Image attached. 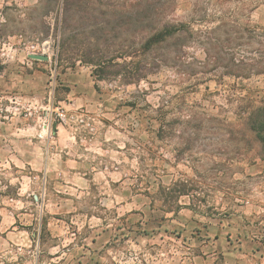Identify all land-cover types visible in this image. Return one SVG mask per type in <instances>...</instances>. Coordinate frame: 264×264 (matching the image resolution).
Listing matches in <instances>:
<instances>
[{"label": "rangeland", "instance_id": "1", "mask_svg": "<svg viewBox=\"0 0 264 264\" xmlns=\"http://www.w3.org/2000/svg\"><path fill=\"white\" fill-rule=\"evenodd\" d=\"M151 18L189 28L127 82ZM83 54L114 57L106 79ZM247 93L264 105V0H0V264H264Z\"/></svg>", "mask_w": 264, "mask_h": 264}, {"label": "trees", "instance_id": "2", "mask_svg": "<svg viewBox=\"0 0 264 264\" xmlns=\"http://www.w3.org/2000/svg\"><path fill=\"white\" fill-rule=\"evenodd\" d=\"M63 4H67V0H63ZM154 11V10H153ZM153 11L151 12V16H154ZM151 28L149 29L147 35L140 40L134 41L135 44L139 45L134 47L128 54L120 53V57L124 56H132L134 58H138L137 62L133 63L134 67L128 69L126 72H123V78L127 82H137L139 81L144 74L143 68L144 63L143 60H148L150 58V54L157 50V48L168 39L172 37H180L183 30H188L184 23L178 24H169L164 23L160 24L157 20L151 18ZM62 39L61 47L64 50L68 49V45L66 43L65 38ZM155 54V53H154ZM63 55V54H62ZM152 55V54H151ZM83 57V58H81ZM80 59L84 62H89L94 66L92 75H94L96 80H104L109 75L108 68L111 66L114 57L108 58L106 56H86L83 54ZM148 63V62H147ZM151 63V62H149ZM120 72L117 71L114 74L118 75ZM246 99L247 114L243 117L242 120V138L246 132L251 131L253 133V139L249 140V142L257 141L259 142V152L258 154L264 158V105H256L254 99L247 93L244 95ZM262 101V99L260 100ZM182 192L181 194H183Z\"/></svg>", "mask_w": 264, "mask_h": 264}, {"label": "crops", "instance_id": "3", "mask_svg": "<svg viewBox=\"0 0 264 264\" xmlns=\"http://www.w3.org/2000/svg\"><path fill=\"white\" fill-rule=\"evenodd\" d=\"M16 134L17 133L15 132V135ZM33 153L34 154L31 156V162L30 163H31L33 168L39 169L40 161H39V158H38V150L37 151L34 150ZM18 160H20V159L18 158ZM47 161H48L47 162V166H46L47 167L46 168L47 169L46 170L47 177H46L45 180H46V182L50 183V154L48 156V160ZM41 168H43V167H41ZM38 248L39 249L41 248V244L40 243L38 244ZM40 254H41V251H40ZM40 254L38 255L37 259H33V257H32L31 259L26 258L24 260V259L21 258L19 261H17V259L15 258L12 261L10 260L11 262L8 263V264H50V257L47 259V261H43L44 258H41ZM30 260H31V262H29Z\"/></svg>", "mask_w": 264, "mask_h": 264}, {"label": "water", "instance_id": "4", "mask_svg": "<svg viewBox=\"0 0 264 264\" xmlns=\"http://www.w3.org/2000/svg\"><path fill=\"white\" fill-rule=\"evenodd\" d=\"M30 58L36 59V60H48V56L43 54H29Z\"/></svg>", "mask_w": 264, "mask_h": 264}]
</instances>
